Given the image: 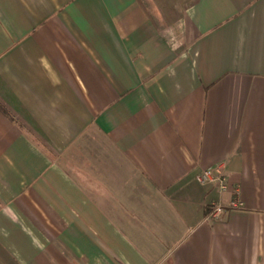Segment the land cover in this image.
Returning a JSON list of instances; mask_svg holds the SVG:
<instances>
[{
	"label": "crops",
	"instance_id": "obj_1",
	"mask_svg": "<svg viewBox=\"0 0 264 264\" xmlns=\"http://www.w3.org/2000/svg\"><path fill=\"white\" fill-rule=\"evenodd\" d=\"M172 9L0 0V264H264V0Z\"/></svg>",
	"mask_w": 264,
	"mask_h": 264
},
{
	"label": "built area",
	"instance_id": "obj_2",
	"mask_svg": "<svg viewBox=\"0 0 264 264\" xmlns=\"http://www.w3.org/2000/svg\"><path fill=\"white\" fill-rule=\"evenodd\" d=\"M197 179L203 183H213V182H220L223 184V178L217 174V170L215 169H208L204 170L201 174L197 176ZM224 212L223 208L221 206H216L213 210V216L219 217Z\"/></svg>",
	"mask_w": 264,
	"mask_h": 264
},
{
	"label": "rangeland",
	"instance_id": "obj_3",
	"mask_svg": "<svg viewBox=\"0 0 264 264\" xmlns=\"http://www.w3.org/2000/svg\"><path fill=\"white\" fill-rule=\"evenodd\" d=\"M151 1L156 5V7L159 6L162 7L166 3L169 6H171L173 9L171 10L172 12L169 15H170V19L174 20V18L177 17L175 12L178 13L180 9L188 7L193 0H151Z\"/></svg>",
	"mask_w": 264,
	"mask_h": 264
}]
</instances>
